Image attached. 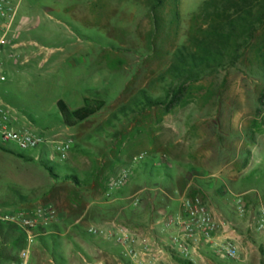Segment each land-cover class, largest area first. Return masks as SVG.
I'll use <instances>...</instances> for the list:
<instances>
[{
  "label": "rangeland",
  "instance_id": "1",
  "mask_svg": "<svg viewBox=\"0 0 264 264\" xmlns=\"http://www.w3.org/2000/svg\"><path fill=\"white\" fill-rule=\"evenodd\" d=\"M205 1L24 3L19 18L31 22L16 42L27 44L5 64L0 96L19 113L16 129L67 148L63 158L50 145L0 143V207L37 220L31 238L0 223V264H264V22L249 39L210 37L218 18ZM209 37L225 60L172 100L176 51L201 53ZM37 52L91 60L82 78L64 64L41 67ZM75 89L105 105L70 128L57 101L72 104ZM196 196L245 236L235 261L184 259L168 247L162 217Z\"/></svg>",
  "mask_w": 264,
  "mask_h": 264
},
{
  "label": "built area",
  "instance_id": "2",
  "mask_svg": "<svg viewBox=\"0 0 264 264\" xmlns=\"http://www.w3.org/2000/svg\"><path fill=\"white\" fill-rule=\"evenodd\" d=\"M24 1L0 0V83L7 81L5 63L1 58L5 47L16 52L27 44L16 42L20 31L29 24L27 17L19 18L20 7ZM13 56L16 58L18 55L15 53ZM18 114V111L0 96L1 144H13L22 150H38L50 145L57 151L58 157H66L67 147L59 141L50 140L45 135L30 130L27 126L22 130L16 129L14 124ZM55 158L56 156L52 154L50 160L53 161ZM134 204L137 205V201ZM236 209L239 216H244L246 210L241 198L236 201ZM0 223L16 224L27 232L30 238L33 235V229L37 226V220L11 212L5 207H0ZM160 224L164 232L170 233L173 245H168V247L179 252L178 254L184 259H195L208 254L212 258L219 257L222 262L228 263L239 257L237 245L223 236L221 221L212 215L200 196L184 199L180 212L174 216H163ZM263 227L264 218L260 223V228ZM89 233L96 235L99 230L90 228ZM22 256L26 257V253Z\"/></svg>",
  "mask_w": 264,
  "mask_h": 264
},
{
  "label": "trees",
  "instance_id": "3",
  "mask_svg": "<svg viewBox=\"0 0 264 264\" xmlns=\"http://www.w3.org/2000/svg\"><path fill=\"white\" fill-rule=\"evenodd\" d=\"M161 6L163 0H156ZM234 5V13L225 11L227 5ZM207 10H212L217 18L209 27L208 35L220 36L228 40H244L252 37L253 32L264 22V0H207L204 3ZM209 38L199 41L201 53L192 49L180 48L175 53V63L170 72L180 81L172 90L171 98L175 100L190 81L206 74L208 70L223 63L226 50L218 42ZM143 102H148L145 97ZM104 101L85 99L83 107L71 110L64 100L57 102L62 122L73 128L96 115L103 107Z\"/></svg>",
  "mask_w": 264,
  "mask_h": 264
},
{
  "label": "crops",
  "instance_id": "4",
  "mask_svg": "<svg viewBox=\"0 0 264 264\" xmlns=\"http://www.w3.org/2000/svg\"><path fill=\"white\" fill-rule=\"evenodd\" d=\"M26 1L27 0H25L21 4L20 11H21L22 6H24V3H25V6H26ZM27 18L29 19V23H30L31 19L29 17H27ZM24 32H25V27L20 31V35H23ZM18 51L13 52L10 48L5 49L3 51V53H2V55H1V58H2L3 62L5 64L12 65V62H13V59H14L13 55L16 53L19 56V54L21 53V52L19 53ZM34 57H39L40 58V62L39 63L41 65V67H45V66H49V65L64 64L67 68H69V69L72 68L74 70L73 71V75H76L75 70H78L79 72H77L78 73L77 75L79 77L83 76L82 75L83 74L82 71L85 68L84 63H86V61H88V60L89 61L91 60L89 58L86 59V56L77 55L76 53L66 54V55H62V56H56L54 54L42 56V54L40 52H37L34 55ZM77 62H79V64H76ZM82 78H80V79H82ZM89 95L90 94L85 89H75L74 92H73L72 104L68 105L69 108L71 110H76L78 108L83 107L84 104H85V99L89 98ZM9 211L16 212L15 209H10V208H9ZM219 220L221 221V230H222L223 236L226 239H229V240L233 241L237 245V247L239 249H241V244H242L241 240L243 238H245V236H241L239 234V232H237V230L233 229L234 227H233L231 222H228V221H226L224 219H220V218H219Z\"/></svg>",
  "mask_w": 264,
  "mask_h": 264
}]
</instances>
